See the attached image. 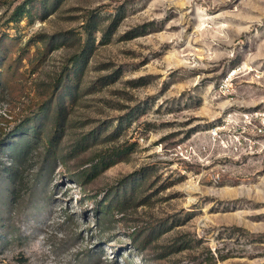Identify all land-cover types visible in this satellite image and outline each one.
I'll return each mask as SVG.
<instances>
[{
	"label": "rangeland",
	"instance_id": "obj_1",
	"mask_svg": "<svg viewBox=\"0 0 264 264\" xmlns=\"http://www.w3.org/2000/svg\"><path fill=\"white\" fill-rule=\"evenodd\" d=\"M0 63V264H264V0H0Z\"/></svg>",
	"mask_w": 264,
	"mask_h": 264
},
{
	"label": "trees",
	"instance_id": "obj_2",
	"mask_svg": "<svg viewBox=\"0 0 264 264\" xmlns=\"http://www.w3.org/2000/svg\"><path fill=\"white\" fill-rule=\"evenodd\" d=\"M22 12L19 13L18 19L20 18V16L23 15ZM115 22L116 21H114V23ZM87 44H88V42L85 45V49L87 47ZM1 66H2V63H0V67ZM8 69H9V66H7L6 71ZM1 76H2V74L0 73V83H1ZM45 110H47V109L44 108L40 112L43 113ZM62 111H63V105L59 104L58 109L56 111L55 119H54L53 130L51 132L50 138L47 140V146H46V149H45L44 159H48V157L49 158L55 157V146H56V143H57V138L59 136V133L61 132L63 118H64ZM30 122H32V120L27 119L24 124H19L11 132L5 133L4 138H2L0 140V146H1V144H3L4 142H7V141H8V143H12L8 138L11 137V133L16 132V131H19L20 132L18 134H20L21 137H25V139H29L27 135H29V133L34 132V130H35L34 129V126H32L31 125L32 123L30 124ZM27 142H28V140L25 141L22 144V148L27 147ZM93 172H95V171H93ZM7 175H8L7 176V181L13 187L14 186V183L16 181V179H15V177H16V171L14 169H10L8 171ZM11 192H13V189H12ZM101 207H102V205H101ZM105 209L108 210V206H106Z\"/></svg>",
	"mask_w": 264,
	"mask_h": 264
}]
</instances>
